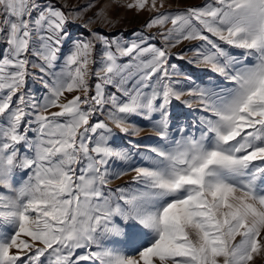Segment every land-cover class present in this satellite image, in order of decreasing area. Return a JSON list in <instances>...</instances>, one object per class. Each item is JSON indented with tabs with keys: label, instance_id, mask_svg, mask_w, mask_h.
<instances>
[{
	"label": "snow or ice",
	"instance_id": "snow-or-ice-1",
	"mask_svg": "<svg viewBox=\"0 0 264 264\" xmlns=\"http://www.w3.org/2000/svg\"><path fill=\"white\" fill-rule=\"evenodd\" d=\"M0 264H264V0H0Z\"/></svg>",
	"mask_w": 264,
	"mask_h": 264
},
{
	"label": "rangeland",
	"instance_id": "rangeland-1",
	"mask_svg": "<svg viewBox=\"0 0 264 264\" xmlns=\"http://www.w3.org/2000/svg\"><path fill=\"white\" fill-rule=\"evenodd\" d=\"M73 3H76L77 0H72ZM80 3H84L85 0H79ZM200 0H182V3L184 4H197ZM118 15L120 19V23L117 26V29H103L105 32L108 31H125V32H131L133 29H138L142 26V24L145 22V20L149 17V12L144 11L140 13L139 15H136L134 11H125L124 9H119ZM114 18H116V13L113 14ZM179 51V49L175 50Z\"/></svg>",
	"mask_w": 264,
	"mask_h": 264
}]
</instances>
